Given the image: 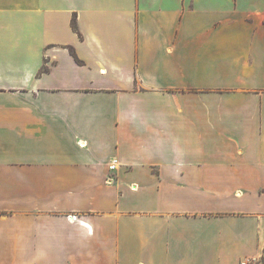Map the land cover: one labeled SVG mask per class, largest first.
Wrapping results in <instances>:
<instances>
[{
	"label": "crops",
	"instance_id": "1",
	"mask_svg": "<svg viewBox=\"0 0 264 264\" xmlns=\"http://www.w3.org/2000/svg\"><path fill=\"white\" fill-rule=\"evenodd\" d=\"M0 264H264V0H0Z\"/></svg>",
	"mask_w": 264,
	"mask_h": 264
},
{
	"label": "trees",
	"instance_id": "2",
	"mask_svg": "<svg viewBox=\"0 0 264 264\" xmlns=\"http://www.w3.org/2000/svg\"><path fill=\"white\" fill-rule=\"evenodd\" d=\"M71 28L78 33V29H77V23H76V17L74 16L71 20ZM47 70L46 67H42L40 70V74L45 72Z\"/></svg>",
	"mask_w": 264,
	"mask_h": 264
},
{
	"label": "built area",
	"instance_id": "3",
	"mask_svg": "<svg viewBox=\"0 0 264 264\" xmlns=\"http://www.w3.org/2000/svg\"><path fill=\"white\" fill-rule=\"evenodd\" d=\"M72 219H75V217H74V216H72Z\"/></svg>",
	"mask_w": 264,
	"mask_h": 264
}]
</instances>
